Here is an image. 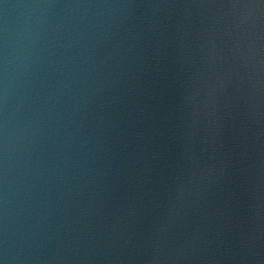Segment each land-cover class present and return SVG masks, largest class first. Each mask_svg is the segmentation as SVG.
Segmentation results:
<instances>
[{
  "label": "water",
  "instance_id": "1",
  "mask_svg": "<svg viewBox=\"0 0 264 264\" xmlns=\"http://www.w3.org/2000/svg\"><path fill=\"white\" fill-rule=\"evenodd\" d=\"M0 264H264V0H0Z\"/></svg>",
  "mask_w": 264,
  "mask_h": 264
}]
</instances>
